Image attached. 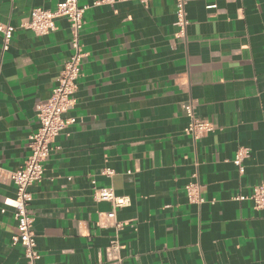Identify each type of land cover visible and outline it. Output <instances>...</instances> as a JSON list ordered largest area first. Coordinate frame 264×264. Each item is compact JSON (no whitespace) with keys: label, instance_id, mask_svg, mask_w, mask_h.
<instances>
[{"label":"crops","instance_id":"obj_1","mask_svg":"<svg viewBox=\"0 0 264 264\" xmlns=\"http://www.w3.org/2000/svg\"><path fill=\"white\" fill-rule=\"evenodd\" d=\"M95 1L78 0L90 8L66 113L74 123L29 190L38 264H264V211L234 200L264 183V0H186L184 36L174 0ZM61 2L0 0V22L15 30L6 51L0 36V264H26L3 202L30 154L34 106L71 53L66 19L40 36L20 25ZM190 101L213 127L196 140L183 132ZM239 148L249 151L243 174L232 163ZM188 184L203 203L188 202ZM102 188L129 200L120 228L102 223L110 204L92 197Z\"/></svg>","mask_w":264,"mask_h":264},{"label":"built area","instance_id":"obj_2","mask_svg":"<svg viewBox=\"0 0 264 264\" xmlns=\"http://www.w3.org/2000/svg\"><path fill=\"white\" fill-rule=\"evenodd\" d=\"M130 0H96L91 7L107 5L113 8L117 2ZM175 22L178 36H184L187 26L186 0H174ZM90 6H79L78 0H62L53 9L34 8L29 17L20 27L32 31L36 35H46L55 30V21L64 18L69 27V45L71 53L65 61L58 84L52 89L50 96L37 102L34 106L35 118L38 123L36 131L28 137L29 156L23 165L16 171L10 173V179L15 185V197L5 199V207L13 209L16 221V234L11 237V246H20L26 264H38L39 253L36 247V235L32 227V216L29 210L32 196L30 188L43 179L44 163L53 151L52 144L57 136L64 134L69 126L74 123L73 118H67L66 113L75 104V94L78 90V81L81 77V60L84 56L81 33L85 25L84 13ZM14 28L6 23L0 22V36L2 38V50L6 51L12 40ZM194 102L185 103L182 108L189 118L183 132L194 140L200 136L210 133L213 127L208 122L197 121L193 116ZM249 151L239 148L232 160L239 174L244 173V161L248 158ZM107 174L111 172L106 171ZM187 200L191 204H201L196 185L185 186ZM96 202H107L111 210L103 214L102 223L120 228L121 224L116 221V211L128 206L129 200L117 198L109 188L94 189L92 194ZM235 201L249 200L254 209L264 211V183L252 185L247 195L237 194ZM4 212V209H1ZM114 246V244H113Z\"/></svg>","mask_w":264,"mask_h":264}]
</instances>
